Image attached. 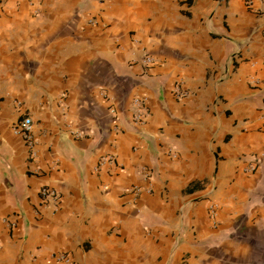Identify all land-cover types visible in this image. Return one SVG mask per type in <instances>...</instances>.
<instances>
[{
  "label": "crops",
  "instance_id": "0c3cea01",
  "mask_svg": "<svg viewBox=\"0 0 264 264\" xmlns=\"http://www.w3.org/2000/svg\"><path fill=\"white\" fill-rule=\"evenodd\" d=\"M252 4L0 0V219L16 222L0 221V264H264V0ZM23 117L31 148L13 130ZM108 153L121 169L99 165Z\"/></svg>",
  "mask_w": 264,
  "mask_h": 264
},
{
  "label": "built area",
  "instance_id": "2783aa9c",
  "mask_svg": "<svg viewBox=\"0 0 264 264\" xmlns=\"http://www.w3.org/2000/svg\"><path fill=\"white\" fill-rule=\"evenodd\" d=\"M245 2L248 7L253 8L252 0H245ZM142 61L144 66L147 68L151 67L156 62L155 58L148 53L144 54ZM261 83L264 84V78L261 80ZM172 93L175 95L177 99L180 100L189 95V91L184 89L179 82H175L172 85ZM130 112L134 123L136 124L144 123L149 114L148 101L146 97L135 96L131 100ZM111 116L116 118L118 115L116 114V112L111 111ZM30 128H31V119L29 117H23L17 120V122L13 125L14 132L22 135L28 147L31 148L34 145V140L30 134ZM113 129L115 133H118L120 131V127L118 125H115ZM80 133L81 131L80 132L78 131L76 132V135H80ZM104 164H108L109 168H111V170L113 171H115L116 169L117 170L121 169V167L116 163V155L113 153L105 154L100 158L99 165L103 166ZM259 164H260V159L254 158L250 169L251 170L256 169L259 166ZM142 175L145 177L151 176V170L148 168L146 170H143ZM131 192L135 195H138V193L140 192V188L137 186H132ZM39 193L44 203H51L54 206H58L59 203L61 202L60 193L55 188L49 185L41 186ZM215 206L216 205L213 204L212 208ZM0 221L8 222L13 227L16 225L15 220L9 218H1ZM50 264H74V261L68 252H62L59 253Z\"/></svg>",
  "mask_w": 264,
  "mask_h": 264
}]
</instances>
